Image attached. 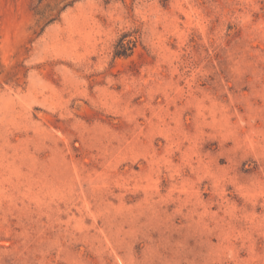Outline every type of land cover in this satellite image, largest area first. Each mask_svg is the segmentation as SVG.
<instances>
[{
    "label": "rangeland",
    "instance_id": "1",
    "mask_svg": "<svg viewBox=\"0 0 264 264\" xmlns=\"http://www.w3.org/2000/svg\"><path fill=\"white\" fill-rule=\"evenodd\" d=\"M0 264H264V0H0Z\"/></svg>",
    "mask_w": 264,
    "mask_h": 264
}]
</instances>
